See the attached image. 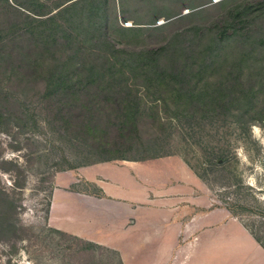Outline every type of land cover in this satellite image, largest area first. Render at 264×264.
<instances>
[{"label":"rangeland","instance_id":"obj_1","mask_svg":"<svg viewBox=\"0 0 264 264\" xmlns=\"http://www.w3.org/2000/svg\"><path fill=\"white\" fill-rule=\"evenodd\" d=\"M262 1L0 0V264H122L114 250L48 226L55 174L98 162L180 156L219 207L251 226L264 219V127L250 136L176 117L186 104L165 80L150 82L149 53ZM236 44L223 54L235 56ZM263 57L255 53V65ZM111 61L114 75L85 79ZM64 72L79 86L51 87L49 74ZM119 89L137 100L113 98Z\"/></svg>","mask_w":264,"mask_h":264},{"label":"crops","instance_id":"obj_2","mask_svg":"<svg viewBox=\"0 0 264 264\" xmlns=\"http://www.w3.org/2000/svg\"><path fill=\"white\" fill-rule=\"evenodd\" d=\"M47 221L122 264H264V249L177 155L57 172Z\"/></svg>","mask_w":264,"mask_h":264},{"label":"trees","instance_id":"obj_3","mask_svg":"<svg viewBox=\"0 0 264 264\" xmlns=\"http://www.w3.org/2000/svg\"><path fill=\"white\" fill-rule=\"evenodd\" d=\"M257 6V11L249 7L250 13L244 16L240 15L241 10L234 11L224 21L197 28L190 36L177 33L178 42L150 50V82L165 80L175 90L174 97L177 102L186 104L185 109L175 110L176 117L224 126L234 124L237 129L250 136L253 126L264 127V63L257 66L254 58L255 53L261 49L264 51V19L261 23L257 22L258 16L264 13V1ZM233 40H237L236 46L232 47L239 49L237 54H223L224 48L230 46ZM252 40L251 45L245 46ZM230 57L233 59L229 60ZM261 61H264V57ZM114 63H104L103 71L97 65L91 66L90 76L85 79L94 83L96 80L91 78L99 79L106 71L114 75ZM243 66L250 68L248 74H244ZM55 73L49 74V81L53 84L51 87L57 90L72 89L81 83L74 80V74L64 72L53 77ZM114 81H118L114 87L119 88L122 79ZM119 90L121 93H114L113 98L123 94L128 97L129 102L137 100L136 96L130 94L129 89ZM253 142L259 144L255 139ZM209 168L210 171H216L225 167L212 164ZM198 175L203 181H207L203 174ZM242 224L264 249V219L257 221V226H251L244 221Z\"/></svg>","mask_w":264,"mask_h":264}]
</instances>
